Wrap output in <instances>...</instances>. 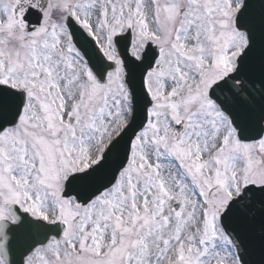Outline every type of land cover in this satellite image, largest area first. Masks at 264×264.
I'll return each mask as SVG.
<instances>
[{
	"label": "snow or ice",
	"instance_id": "snow-or-ice-1",
	"mask_svg": "<svg viewBox=\"0 0 264 264\" xmlns=\"http://www.w3.org/2000/svg\"><path fill=\"white\" fill-rule=\"evenodd\" d=\"M0 264H264V0H0Z\"/></svg>",
	"mask_w": 264,
	"mask_h": 264
}]
</instances>
